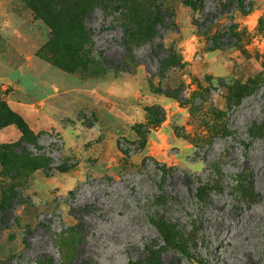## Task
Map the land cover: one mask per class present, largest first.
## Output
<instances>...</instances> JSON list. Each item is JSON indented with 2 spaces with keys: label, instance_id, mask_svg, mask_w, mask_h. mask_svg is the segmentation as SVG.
<instances>
[{
  "label": "rangeland",
  "instance_id": "1",
  "mask_svg": "<svg viewBox=\"0 0 264 264\" xmlns=\"http://www.w3.org/2000/svg\"><path fill=\"white\" fill-rule=\"evenodd\" d=\"M184 1L0 0V264H264V0Z\"/></svg>",
  "mask_w": 264,
  "mask_h": 264
},
{
  "label": "trees",
  "instance_id": "2",
  "mask_svg": "<svg viewBox=\"0 0 264 264\" xmlns=\"http://www.w3.org/2000/svg\"><path fill=\"white\" fill-rule=\"evenodd\" d=\"M146 1H147V6H148V8L150 10L149 17H148V27L153 30L154 26L156 24L160 23L161 21H163V19H164V11H165V9H164V7H165L164 0H146ZM240 1L242 3L243 0H240ZM184 3L186 5H188V6H191L194 9L198 8L199 5H201L203 7V4H204V2L202 0H196V1H194V0H185ZM134 7H136L137 10L134 13L133 21L135 22V26L138 29L141 26V23H143L145 20L141 19V17L138 15L137 11H138V8L140 7L139 3L135 4ZM242 7H243V5H242ZM133 39H134V34L132 32H130L129 40L133 41ZM151 114L152 115L156 114V115L159 116V111H157L155 108H152L151 109ZM163 118L164 117L162 116L159 120L163 121ZM149 253H151V251L148 252L147 258L151 262V257L152 256ZM156 260H158V259H156ZM154 262L155 261L152 260V264Z\"/></svg>",
  "mask_w": 264,
  "mask_h": 264
}]
</instances>
